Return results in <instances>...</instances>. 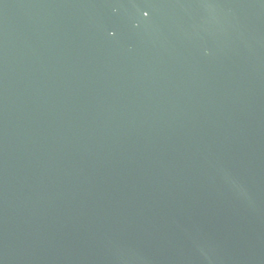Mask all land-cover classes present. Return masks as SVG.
I'll list each match as a JSON object with an SVG mask.
<instances>
[{"label": "water", "instance_id": "1", "mask_svg": "<svg viewBox=\"0 0 264 264\" xmlns=\"http://www.w3.org/2000/svg\"><path fill=\"white\" fill-rule=\"evenodd\" d=\"M0 264H264V0H0Z\"/></svg>", "mask_w": 264, "mask_h": 264}]
</instances>
